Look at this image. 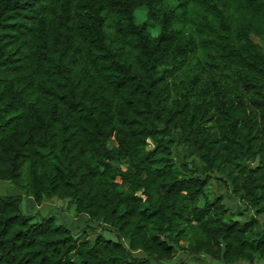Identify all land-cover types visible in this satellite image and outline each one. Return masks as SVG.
<instances>
[{
  "label": "trees",
  "instance_id": "16d2710c",
  "mask_svg": "<svg viewBox=\"0 0 264 264\" xmlns=\"http://www.w3.org/2000/svg\"><path fill=\"white\" fill-rule=\"evenodd\" d=\"M254 37L264 0H0V181L116 235L74 238L0 195V264H164L178 249L264 260L259 221L232 219L208 189L218 180L264 214Z\"/></svg>",
  "mask_w": 264,
  "mask_h": 264
},
{
  "label": "rangeland",
  "instance_id": "374dc122",
  "mask_svg": "<svg viewBox=\"0 0 264 264\" xmlns=\"http://www.w3.org/2000/svg\"><path fill=\"white\" fill-rule=\"evenodd\" d=\"M134 21L136 24L145 22V12L143 10H137L135 12ZM148 30L152 36H156L159 29L153 24H149ZM253 41L264 52V40L254 37ZM152 146L151 144V147ZM173 155L176 161L181 162L183 160L182 148L175 147L173 149ZM216 176L217 175H213V177ZM208 189L212 191L214 195H221L223 197L224 204L230 210L232 219L245 221L250 219V217H254L259 221L258 230L264 228V214L258 216L253 211L247 209L246 206L232 194L230 186L223 185L218 180L216 181L213 179ZM0 195L18 197L20 199L21 214L30 217L32 223H38L43 219L53 218L56 225H65L71 231L74 238L93 240L96 236L101 235L106 239L116 240L115 233L110 231L106 226L97 222H92L84 215L77 214L74 210V205L67 199H44L40 204H37L34 199L26 193L24 188H17L3 181H0ZM184 247L185 244L181 243V248ZM181 262L186 264H222L204 255H201L198 259L193 258L188 256L183 249H178L174 259L164 264H180ZM254 264H264V260H258Z\"/></svg>",
  "mask_w": 264,
  "mask_h": 264
}]
</instances>
